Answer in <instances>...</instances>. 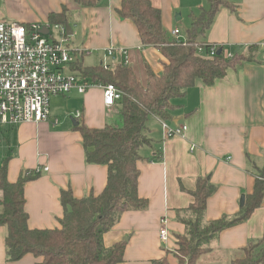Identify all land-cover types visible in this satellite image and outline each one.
Wrapping results in <instances>:
<instances>
[{"label":"crops","instance_id":"0c3cea01","mask_svg":"<svg viewBox=\"0 0 264 264\" xmlns=\"http://www.w3.org/2000/svg\"><path fill=\"white\" fill-rule=\"evenodd\" d=\"M227 1L234 5L235 11L222 7L206 40L223 47L226 54L250 49L255 54L254 61L229 71L213 87L198 82L176 101L177 108L168 126L186 127L183 135L168 139L163 123L151 121V135L156 143L154 149H146L143 154L153 157L159 149L163 159L139 165V195L149 201V206L143 211L126 212L104 238L107 247L127 239L123 264H153L163 258L177 264L173 252L178 236L185 233L177 211L194 203L188 191L196 189L197 179L207 178L217 187L208 201L207 221L237 215L243 208L241 197L254 193L258 173L264 167V0ZM152 2L162 10L163 25L169 33L175 29L184 33L179 22L193 20V15H198L208 3L207 0ZM121 4L122 0H100L95 7L83 8L75 0H1L0 18L23 24H47L50 14L66 8L73 31L67 43L76 62L88 68L108 63L113 69L119 58L109 57L107 49L114 47L127 50L133 68L143 69L147 64L154 73H161L166 59L156 48L142 44L136 25L118 14ZM178 15L180 21L176 19ZM115 106L105 105L103 90L97 86L85 94L73 90L67 96L51 98L50 122L10 125L11 129L4 133L9 154L2 158L0 169L8 160L11 183L17 182L23 170H42L41 176L25 188L31 229L59 226L65 213L61 203L63 190L71 188L77 199L103 192L108 168L86 162L82 136L67 118L76 111L81 113L79 120L90 128L102 129L107 125L120 128L123 117ZM55 119L59 120L58 126L53 125ZM2 197L0 191V200ZM163 219L168 222L167 243L159 237ZM6 234V228L0 226V264L41 261L28 255L21 261L9 262ZM262 239L264 200L246 222L220 233L212 243V252L204 255L199 264H231L242 256V249L249 242Z\"/></svg>","mask_w":264,"mask_h":264},{"label":"trees","instance_id":"16d2710c","mask_svg":"<svg viewBox=\"0 0 264 264\" xmlns=\"http://www.w3.org/2000/svg\"><path fill=\"white\" fill-rule=\"evenodd\" d=\"M100 0H75L83 8L95 7ZM208 7L193 15L190 28L184 31L186 45L169 33L162 19V10L152 0H122L118 14L131 20L137 27L144 46L156 48L164 59L161 73H154L146 64L144 81L136 69L126 64L125 56H118L117 65L110 70L102 66L88 68L81 62L73 63L71 70L93 86L113 84L122 91L119 102L123 126L107 125L102 129L88 127L82 120L74 130L82 136L86 162L108 168L107 185L99 195L91 194L77 199L71 188L61 192L65 209L59 226L53 229H31L26 211L25 188L37 180L41 171L23 170L15 183L8 180V160L0 169V226L6 228V253L9 262L21 261L33 255L38 264H123L127 239L107 247L105 236L129 211H143L149 201L139 195L140 164L162 161V150L155 156L143 154L154 149L156 143L150 129L151 121L168 122L177 108L175 102L187 91L202 82L213 87L227 77L229 71L254 61V53L234 51L232 56L223 47L206 40L215 17L222 7L235 11L227 0H207ZM69 10L49 16L50 25L70 23ZM212 46H217L215 56H210ZM202 48V53L199 49ZM221 51V52H220ZM220 52V53H219ZM217 187L207 178L197 179L196 189L188 191L194 203L177 211V219L185 226L178 236L174 255L177 264H199L201 258L212 252V243L223 231L246 222L264 200V167L255 181L254 193L247 196L245 205L234 216H224L214 221L206 220L209 199ZM153 264H170L167 258ZM231 264H264V240L252 241L242 249V256Z\"/></svg>","mask_w":264,"mask_h":264},{"label":"built area","instance_id":"2783aa9c","mask_svg":"<svg viewBox=\"0 0 264 264\" xmlns=\"http://www.w3.org/2000/svg\"><path fill=\"white\" fill-rule=\"evenodd\" d=\"M44 27L49 29L48 35L44 34ZM53 32L58 38H53ZM171 34L186 45L187 39L180 29ZM68 40L64 25L0 20V126L50 122L52 97L67 96L73 90L85 94L94 87L70 72L69 68L76 60ZM202 50L200 48L199 52ZM217 50V46H212L210 56H215ZM127 53V50L114 47L107 49L109 57L125 56L126 64H129ZM102 67L112 69L108 63H103ZM97 87L103 90L107 107H114L123 98L122 91L113 84H99ZM77 117H81V113L78 112ZM53 125L58 126L59 120L55 119ZM163 128L168 139L181 136L186 130V127L172 129L165 123ZM167 223L166 219L161 221L159 237L163 243H167L170 237Z\"/></svg>","mask_w":264,"mask_h":264},{"label":"rangeland","instance_id":"374dc122","mask_svg":"<svg viewBox=\"0 0 264 264\" xmlns=\"http://www.w3.org/2000/svg\"><path fill=\"white\" fill-rule=\"evenodd\" d=\"M208 7V3L206 4V7ZM197 14V13H196ZM177 19V18H176ZM0 20H5V21H9V22H16L15 20H8V19H1ZM189 20V21H188ZM184 19V21H180L179 22V26L183 29V30H187L189 28V25H190V22L191 20L190 19ZM53 38H58V34L56 32H53ZM70 44L72 46V41L70 40ZM136 72H137V76L140 78L141 81H144V77H145V71L143 69H136ZM176 103V102H175ZM115 109L118 110L120 112V106L119 105H116L115 106ZM120 116L122 117V115L120 114ZM61 118V117H60ZM68 122L71 123L72 125H74L73 121L75 119H80V117L78 118L77 117V113L76 111L73 112V114L70 116L68 115ZM62 121V118L60 119ZM165 124L168 125L169 121L168 122H163ZM8 129H11V126L10 125H5V126H0V166H1V162H2V158H7L6 156H8L9 154V150L5 149V143H4V133L8 130ZM174 258V255H171L170 256V260L172 261V259ZM173 263V262H172Z\"/></svg>","mask_w":264,"mask_h":264},{"label":"water","instance_id":"95a60500","mask_svg":"<svg viewBox=\"0 0 264 264\" xmlns=\"http://www.w3.org/2000/svg\"><path fill=\"white\" fill-rule=\"evenodd\" d=\"M180 20H181V15H178V16H177V21H180ZM65 27H66V30H67V34H68V36H72V35H73V31H72V29H71V26H70L69 24H66ZM43 32H44L45 35H48V34H49V29H48L47 27H44V28H43ZM238 50H239V49H238ZM220 52H221V51H220ZM220 52H219V53H220ZM119 61H121V58H120V57H119ZM130 66H131V65H130ZM131 67H132V66H131ZM73 123H74V126H75V127L79 125V122H77L76 120H74ZM245 201H246V197H245V195H243V196L241 197V207H244V205H245Z\"/></svg>","mask_w":264,"mask_h":264}]
</instances>
